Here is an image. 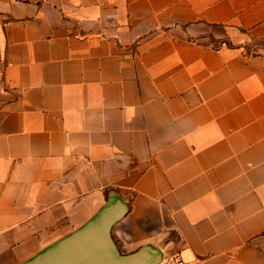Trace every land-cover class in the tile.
Wrapping results in <instances>:
<instances>
[{"label":"crops","instance_id":"obj_1","mask_svg":"<svg viewBox=\"0 0 264 264\" xmlns=\"http://www.w3.org/2000/svg\"><path fill=\"white\" fill-rule=\"evenodd\" d=\"M111 192L122 254L264 264V0H0V264Z\"/></svg>","mask_w":264,"mask_h":264},{"label":"water","instance_id":"obj_2","mask_svg":"<svg viewBox=\"0 0 264 264\" xmlns=\"http://www.w3.org/2000/svg\"><path fill=\"white\" fill-rule=\"evenodd\" d=\"M128 212V206L116 193L81 227L54 241L20 264H160L162 252L144 245L122 254L111 234L113 226Z\"/></svg>","mask_w":264,"mask_h":264},{"label":"built area","instance_id":"obj_3","mask_svg":"<svg viewBox=\"0 0 264 264\" xmlns=\"http://www.w3.org/2000/svg\"><path fill=\"white\" fill-rule=\"evenodd\" d=\"M225 44L222 43V46H224ZM172 264H187L184 260H182L181 258H177L173 261Z\"/></svg>","mask_w":264,"mask_h":264}]
</instances>
